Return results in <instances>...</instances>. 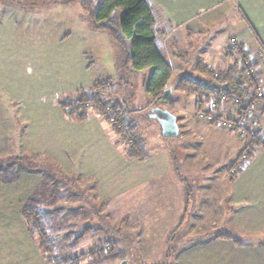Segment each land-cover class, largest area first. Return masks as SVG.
<instances>
[{"label": "rangeland", "instance_id": "obj_1", "mask_svg": "<svg viewBox=\"0 0 264 264\" xmlns=\"http://www.w3.org/2000/svg\"><path fill=\"white\" fill-rule=\"evenodd\" d=\"M102 1L95 0L96 6ZM227 1L223 9L230 10L224 17V26H218L222 30L233 20L241 21V12L236 7L231 10V2ZM221 8H217L218 11ZM74 11L62 8L52 10L51 14L26 15L0 9V244L3 243V259L10 254L11 247L14 248L15 240L23 242L27 237L22 209L32 201L42 211L54 215L58 229L55 237L60 244L70 245L82 236L79 250L85 253L102 250L106 257L115 253L123 255L102 264L124 261L127 264H264V191L260 190L264 181L261 177L252 178L259 186L254 194V206L239 212L235 222L232 219L225 225L223 220H218L221 213L213 203H218V199L212 201L214 198L209 197L207 191L204 198L201 195L198 199L209 203L198 208V200L193 210L190 203L183 222L174 227L185 210V204L174 209L181 183L173 177L169 160V152L174 157L178 138L163 137L161 127L150 120L147 113L159 107L179 114L181 144L196 146L203 142V137L195 135L203 124L196 118L194 100L186 92L180 96L173 92L166 99L152 98L145 91L143 79L135 84V102L130 100L134 88L127 74L126 54L117 60L118 66L122 65V73L115 77L116 49L111 50L107 36L106 42L102 38L91 41L88 36L83 38L82 45L74 36L62 42L66 33L62 25L66 15ZM123 13L119 10L114 19L119 21ZM107 78H111L114 86L103 82L110 88L103 96L121 105L124 101H128V106L134 103L128 116L135 125L134 133L149 139L150 145L155 147L153 152L161 146L159 156L154 155L144 163L130 161L125 150L116 145L117 137L121 145L126 148L127 145L94 107L84 105L83 111L91 115L84 124L73 121L61 108L63 100L77 99L83 88ZM68 109L74 111L75 105ZM124 109L130 111L129 107ZM110 127L116 136L109 133ZM214 135L217 141L219 134ZM177 149L184 155L187 153L183 145ZM212 154L211 159L215 158ZM198 156L202 173L203 158ZM241 156L229 166L228 173L232 177L240 173L241 168L233 172V166L239 163ZM194 166L185 165V174ZM245 173L264 174V151L257 150L238 177ZM160 185L162 195L158 197L152 187L156 186L157 192ZM165 188H171L172 193ZM214 228L217 233L232 235L244 247H224L216 251L197 246L196 238ZM191 248L194 252L190 253ZM66 253H74V250ZM88 263H94L93 259L83 261V264Z\"/></svg>", "mask_w": 264, "mask_h": 264}, {"label": "crops", "instance_id": "obj_2", "mask_svg": "<svg viewBox=\"0 0 264 264\" xmlns=\"http://www.w3.org/2000/svg\"><path fill=\"white\" fill-rule=\"evenodd\" d=\"M146 1L154 10V16L157 21L158 47L172 68L171 81L173 82L172 86L174 87L175 96H180V94L185 93L176 87L180 78L187 76L195 80H202V78L204 79V73L200 72L201 65H204L208 69L214 71L222 70L227 66L229 60L225 58V52L228 49L230 39H236L238 43L246 46L249 50H251V52L255 51L258 46L264 48V0H228L229 3L231 2L229 5L232 6L231 10L233 7H236L241 12V21L233 20V22L228 25V28L224 30L218 26H224V17L230 10V8L223 9L225 0ZM72 7H74V13L71 15H66L67 19H65L63 25L61 24L63 29L66 30V33L62 36V42L70 40L72 36L79 38V43L81 45L83 38H87L86 36H88L91 41L102 38L104 42H106L104 38L107 36L110 40L109 45L111 46V50L114 52L116 49L114 57V72H116L115 77H118L117 74L122 73V65L121 67L118 66L117 60L123 56V50L112 40L107 32L94 30L90 19L82 11L79 2H75L74 0H9L8 2H0V9H2V11L13 14L24 13L26 15L28 13L36 12L50 13L54 9L58 10L62 8H71V10H73ZM219 7L222 8L218 11L217 8ZM215 9L216 11H214ZM122 12L124 11L122 10ZM115 13H119V10ZM44 15L45 14H39V16H43L44 18L47 16L49 18L51 17V15ZM56 15L57 14H55L53 17L56 18ZM60 16L61 15H59V17ZM72 16L73 18L71 19ZM242 21L244 23H242ZM69 22L70 24L67 25ZM215 24H217V26L214 27ZM184 27L186 29H184ZM217 29L219 31H216ZM117 50L118 56H116ZM127 71V74L131 76L132 79H130V82L132 83L130 85H132L134 88L133 95L131 96L130 100L135 102V84L137 80L143 79L145 85L147 76H149L150 73H145L139 77H136L132 72H130V70ZM103 82H110L114 86L111 78H107L101 83ZM96 84H98V82ZM96 84L92 83L90 86L83 88V90L89 91L94 88ZM166 89H168V87ZM191 96L194 100L193 102L195 103L196 114L198 111V102L205 99L199 94H192ZM127 102L128 101H124L122 105L124 108L129 107L131 112L130 106L134 107V103L128 106L126 105ZM208 103L201 107H203V109L207 108ZM138 110H141V108ZM134 111L135 110H133V112ZM148 114L149 113H147V115ZM174 115L177 118L179 136L177 137L178 143L174 148V157H171V152H169V160L171 165L170 170L172 171L173 177L176 180H179L181 183V185L179 184L181 195L178 194V197H176V200L174 201V209L176 208L178 210L181 208L182 204H185V210L180 218V222H177L174 227H178L179 224L182 223L183 217L186 214L190 203L193 204L192 210L195 209L194 206L196 205L197 201L200 200L198 198H200L201 195L203 196L206 194L207 191L210 193L209 197L214 198L212 201H216L218 199V203L213 202L214 204L218 205L221 213L218 220L221 222L223 220V224L225 225L231 223L232 219L235 222V220L238 218L236 216L239 212L245 210V207L247 206H254L252 202L254 199V194L257 192L259 186L255 184L257 181L252 180L253 176H260L264 181V174L249 175V173H245L242 177L234 178L228 173L229 166L238 160L244 151L246 142L236 139L237 136L235 134H222L213 126L203 125L202 130L200 129V131L196 132L195 134L196 136L199 135L203 137V142L201 144H197L196 146H186L181 144L182 141L179 140L182 137V129L180 127L179 120L180 115ZM219 115L231 117V108L226 107L221 103L219 106ZM69 117H71L72 120L77 123L84 124L88 122L91 115H87V118L84 120H79L73 116ZM150 120L156 122L153 119ZM104 121L108 126H110L106 120ZM109 131V133L115 134L112 128ZM215 132L216 134H219L217 141H214L217 138L214 135ZM192 133L195 132L192 131ZM146 143L148 157L144 161H138L128 156L127 150L125 149L126 147L120 144L118 137L116 141V145L122 147L125 150L128 160L138 161L140 163L147 162L154 155L159 156L163 149L161 146H159V148L153 152L155 147L150 145L149 139H146ZM179 145H183V149L187 151L185 155L183 154V151L177 149ZM257 150L264 151L262 148H257L255 152H257ZM211 153H213L212 156L215 158L211 159ZM198 155L202 156L203 158V160H201V164L203 166L202 173L198 166L200 165L198 162L199 160H197L199 157ZM192 163L196 166V168L194 165H192ZM185 165H187L188 168L192 166H194V168L193 170L189 171L188 174H185L183 170ZM133 166L135 167V165ZM249 170H251V167ZM161 174H163V171H161ZM161 174L158 176L154 175V178H158L161 176ZM256 178L259 180V177ZM229 187H231L232 190H230ZM155 188L156 186L152 187L154 194L160 197L162 195V186L160 185L157 188V192H155ZM165 189L172 193L171 188ZM260 190L264 191V186L260 187ZM194 199L195 202L193 201ZM184 200L185 202L183 203L182 201ZM208 203L209 201L207 200H200L198 203V208L202 207L203 204L206 205ZM175 218L177 220V217ZM214 227L216 228L217 226L214 224ZM215 228L212 232L208 231L202 235H199V239L196 238L197 240L194 241L197 242V246L200 248L210 247V249H215L216 251L222 250L224 247H229L231 249H240L244 247L240 241L234 240L235 238L233 239L232 235L217 233ZM26 236L28 238H24L23 242H20L18 239L15 240L14 248L11 247L10 251L7 250L10 252V254H7L4 259L2 249L3 243L0 244V253L2 254V256L0 255V264H50L48 255L44 254L41 250L38 238L36 236H32L29 232ZM189 251L190 253L194 252V249L191 248Z\"/></svg>", "mask_w": 264, "mask_h": 264}, {"label": "trees", "instance_id": "obj_3", "mask_svg": "<svg viewBox=\"0 0 264 264\" xmlns=\"http://www.w3.org/2000/svg\"><path fill=\"white\" fill-rule=\"evenodd\" d=\"M74 1L79 2L94 30L107 32L112 40L121 47L123 53L126 54L127 69L130 72L136 77L150 73L145 83L147 94L152 98L166 99L164 91L170 86L172 68L158 47L157 21L154 10L147 1L103 0L99 7L96 6L95 0ZM118 10H124L119 21L113 18V14ZM250 57L251 50L239 43L236 50L229 56V63L224 69L214 71L201 65L200 72L204 73V79L195 80L184 76L178 80L176 87L182 92L190 95L199 94L205 99L198 102V111L202 110L201 106L207 104L214 95L224 94L230 100L238 98L243 104L249 96L250 89L257 82L244 80L245 70L252 66ZM109 90L107 83H98L89 91H81L77 99L63 100L60 104L61 108L69 116L84 120L87 118V114L83 111L85 110L84 105L94 107L104 120L113 126L117 135L121 137L122 143L127 145L128 156L138 161H144L148 157L146 139L134 133L135 125L128 119L130 111H126L120 102L103 96V93ZM73 105H75V109L70 111L68 107ZM80 111L82 113H79ZM257 148L264 150L263 135L249 136L243 152L251 160ZM22 216L27 224L28 232L38 238L41 250L48 255L50 264H83V261L88 258L93 259L94 263L91 264H102L123 257L119 253L106 257L102 250L88 253L79 250L82 236L75 238L70 245L60 244L55 237L58 229L55 226L54 215L42 211L32 201L23 207ZM70 249L74 250V253H66ZM111 249L115 250L114 247Z\"/></svg>", "mask_w": 264, "mask_h": 264}, {"label": "built area", "instance_id": "obj_4", "mask_svg": "<svg viewBox=\"0 0 264 264\" xmlns=\"http://www.w3.org/2000/svg\"><path fill=\"white\" fill-rule=\"evenodd\" d=\"M238 41L230 39L225 58L229 56L237 48ZM250 62L252 66L248 67L243 76L245 81L255 80L256 85L250 89L249 96L245 103L234 98L230 100L226 95L212 96L209 100L207 108L197 111L196 118L203 125L213 126L218 131L226 134H235L241 141L246 142L249 136L260 134L264 136V48L257 47L251 52ZM224 104L230 107L232 111L231 117L219 115V106ZM249 164L247 154L244 152L240 161L233 172L239 168L241 175ZM244 165V168L242 167ZM234 177V178H236Z\"/></svg>", "mask_w": 264, "mask_h": 264}, {"label": "water", "instance_id": "obj_5", "mask_svg": "<svg viewBox=\"0 0 264 264\" xmlns=\"http://www.w3.org/2000/svg\"><path fill=\"white\" fill-rule=\"evenodd\" d=\"M174 92V87L171 85L164 91V96L168 97ZM150 119L155 120L161 127L162 136L165 138H176L179 136V127L177 118L167 109L159 107L151 108L149 111ZM122 264H127L124 261Z\"/></svg>", "mask_w": 264, "mask_h": 264}]
</instances>
